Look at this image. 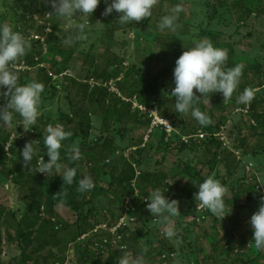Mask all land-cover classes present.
I'll return each mask as SVG.
<instances>
[{
	"label": "rangeland",
	"instance_id": "1",
	"mask_svg": "<svg viewBox=\"0 0 264 264\" xmlns=\"http://www.w3.org/2000/svg\"><path fill=\"white\" fill-rule=\"evenodd\" d=\"M176 4L184 9L180 27L160 31L161 17ZM105 6L100 0L89 18L77 20H88L87 38L67 44L69 32L45 0H0V23L32 44L33 63L31 58L17 62L18 83L36 80L45 86L36 126L25 130L14 114L11 126L0 127V264H118L125 253L130 260L142 256L145 264H264V252L250 243L248 223L264 197V121L256 122L251 107L253 99L264 103V0H157L150 17L123 25L115 11L102 15ZM202 39L227 49L225 68L243 65L231 98L214 92L195 105L210 117L207 126L176 113L170 95L176 59ZM245 88L254 97L238 104ZM5 103L0 96V105ZM155 117L164 125H154ZM49 124L72 132L60 150L59 173L76 168L71 186L55 171L35 173V158L29 170L20 156L25 143L34 140L37 155L47 161L42 135ZM73 144L81 152L75 162L68 159ZM212 144L209 166L204 155ZM84 176L93 179L94 188L83 193V212L92 206L93 215L79 225L87 230L71 238L63 225L75 222V205L83 202L77 181ZM208 176L227 188L224 203L230 212L220 220L196 207L197 185ZM157 188L178 202L171 239L163 234V221L146 207L145 198ZM42 196L55 216L47 215L44 204L31 227L29 199L35 205ZM122 221L124 228L117 227ZM41 224L50 239L61 242L34 251ZM98 226H108L109 233L95 231ZM91 239H106L108 245L91 246ZM51 252L56 259L48 257Z\"/></svg>",
	"mask_w": 264,
	"mask_h": 264
},
{
	"label": "clouds",
	"instance_id": "2",
	"mask_svg": "<svg viewBox=\"0 0 264 264\" xmlns=\"http://www.w3.org/2000/svg\"><path fill=\"white\" fill-rule=\"evenodd\" d=\"M45 2L51 5L52 14L63 23L65 31L69 32L65 43L72 44L87 38L88 20L84 19L79 23L77 20L89 18L100 0H45ZM104 2L106 6L102 15L108 16L115 11L120 14L118 21L122 25L150 17L153 7L157 4V0H104ZM183 10L181 4L170 8L169 14L161 17L157 25L158 29L162 32L177 31L180 27L179 14ZM31 47L30 38L14 31L7 23H0V89H4L0 91V96L6 98V103L0 105V127L11 126L14 114H18L23 128L29 130L32 126H36L38 117L41 115L44 84L36 80L25 84L18 83L17 62L31 50ZM227 59V49L215 47L207 39L195 42L194 46L182 52L175 61L173 70L175 86L170 93L175 98L176 113L190 114L201 126L211 123L210 117L195 105L200 98L214 92H220L225 99H229L237 90L241 82L243 65L237 64L234 67L225 68ZM197 93L200 95L198 96ZM253 97V91L245 88L237 96L236 102L247 105ZM71 136L72 132L66 130L63 125L49 124L42 135L43 146L48 156L47 161L44 160L43 155H37L39 148L33 140L26 142L20 153L23 164L32 170V162L35 158V173H44L47 176L53 171L61 173L60 150L63 142ZM68 151L70 161L75 162L81 159L78 145L73 144ZM76 174L75 167H66L59 175L62 177L63 185L71 186ZM197 187L198 191L194 195L195 201L198 202L197 208L209 211L219 220L230 212L225 210L224 203L227 188L218 179L208 176ZM93 188L94 181L90 176H84L77 181L76 190L79 193L90 192ZM164 193L165 191L159 188L153 190L149 197L145 198L150 201L146 207L151 216L159 217L163 221L165 225L163 234L171 239L176 235L171 218L179 213L178 202L175 199L169 200ZM248 223L252 232L251 245L256 251L264 252V197L261 198L258 209L250 216ZM118 264H145V261L142 256L130 260L125 253L118 260Z\"/></svg>",
	"mask_w": 264,
	"mask_h": 264
},
{
	"label": "trees",
	"instance_id": "3",
	"mask_svg": "<svg viewBox=\"0 0 264 264\" xmlns=\"http://www.w3.org/2000/svg\"><path fill=\"white\" fill-rule=\"evenodd\" d=\"M243 18H241V20H242ZM32 53V51H29L24 57H22V58H20V60H25L26 62H28L29 61V59L31 58V55H33V54H31ZM35 59H37V58H35ZM19 60V61H20ZM31 64L33 63V59L31 58V62H30ZM34 64H35V61H34ZM34 64L32 65V66H34ZM141 103L142 104H144L145 106H150L147 102H144V101H141ZM261 105H264V103H262V102H260L258 99H253V102H252V108L254 109V111H253V113H252V115H253V117L255 118V120H257L256 122L257 123H260L261 122V118H263V121H264V106L262 107V111H261V109H257L258 107H260ZM79 122H81L80 120H78ZM264 123V122H263ZM261 136H264V133L261 135ZM216 146V145H215ZM215 146L213 147V144L212 145H209V146H207L206 147V153H205V158H207V161H206V163L208 162V164H209V166H211V162L213 161H210L209 160V157L210 156H215ZM210 161V162H209ZM34 162V161H33ZM26 174H28L29 175V171H27V173ZM24 176V175H23ZM77 181V180H76ZM109 183V185L111 184V182H108ZM156 183H158V181L156 180ZM154 187H159V185L158 184H155L154 185ZM79 195H80V199L81 200H83V202H82V204H80V205H75L77 208H78V210H77V217H76V219H75V222L73 223V224H71V223H64V225H63V228L68 232V235H70L71 236V238H75V237H78L79 235H81V234H83L87 229H85V228H80V223H82V222H85V221H87V219H89L93 214H92V212H93V210H92V206H88L87 207V209H86V212H83L84 210H83V208H84V204H86L85 202H84V196H83V193H79ZM61 197H63V194H61ZM31 201H32V198H30L29 199V204L27 205V208L26 209H28V207L30 208V209H32V211L34 212L33 213V217H35V220L34 221H31L30 222V224H29V226H31V227H33V225H35L36 223H37V221L36 220H38V219H41V217L40 216H38L37 214H38V212H39V209H40V206H42V205H44V204H47L46 205V213H47V215L50 217V216H55V214H53V206L50 204V203H48V202H46V200L44 199V197L42 196V198H40V200H39V202H37V204H35V205H31ZM31 205V206H30ZM2 214V211H0V215ZM90 214H91V216H90ZM23 217L25 218V214H23ZM111 222H113V220L111 221ZM110 222V223H111ZM23 223V221L22 220H20L18 223H17V226H18V228H19V226L21 225ZM42 224H43V222H42ZM42 224L41 225H36V228H37V233H39V236H35L34 237V241H35V243L37 242V245H36V248H37V250H35L34 249V251H38L39 249H41V250H43L44 248H46V247H49L50 249H52L54 246H56V245H59L60 244V242H61V238L60 237H58V238H56V239H50V237L52 236V235H50L49 236V233L47 232V227H44V228H42L41 226H42ZM56 224H57V221H56ZM89 224V222H87L86 224H84V225H88ZM109 224V223H108ZM24 228H20L19 229V233H21V231L23 230ZM89 231V230H88ZM65 232V231H64ZM44 233H46L47 235H45L43 238H45V239H43L42 241H41V237H42V235L44 234ZM55 233H58L57 232V230H55ZM74 236V237H73ZM92 237V236H91ZM122 241V240H121ZM120 241V242H121ZM90 243H91V246H92V244H100V242L99 241H95L94 239H91V241H90ZM49 249V250H50ZM61 251H63V250H61ZM84 252H86V251H84V250H81V252H80V256H84ZM56 255H57V253H53V252H51V253H49L48 254V257L49 258H54V259H56L55 257H56ZM52 261H55V260H52Z\"/></svg>",
	"mask_w": 264,
	"mask_h": 264
},
{
	"label": "built area",
	"instance_id": "4",
	"mask_svg": "<svg viewBox=\"0 0 264 264\" xmlns=\"http://www.w3.org/2000/svg\"><path fill=\"white\" fill-rule=\"evenodd\" d=\"M154 122V125H156V126H161V125H164L163 124V121H161V120H159L158 118H156L155 117V120L153 121ZM167 129V128H166ZM167 132V131H166ZM167 133H169V132H167ZM125 223L126 222H124V221H122V222H120V225L119 226H117V227H120L121 225H122V227L121 228H124L123 227V225L125 226ZM107 228H109L108 226H105V227H101V226H98L96 229H95V231H97V230H103L106 234H108L109 232H108V229ZM115 231V230H114ZM111 232V231H110ZM107 239H108V241H110V237H107ZM100 240V244H99V246L100 247H102V246H104V245H108V242H107V240L106 239H104V240H101V239H99ZM121 241V238H120V240L119 241H117V242H120ZM116 243V242H115ZM98 244V243H97Z\"/></svg>",
	"mask_w": 264,
	"mask_h": 264
}]
</instances>
